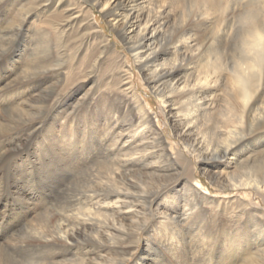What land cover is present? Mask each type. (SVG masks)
<instances>
[{
    "label": "bare ground",
    "instance_id": "1",
    "mask_svg": "<svg viewBox=\"0 0 264 264\" xmlns=\"http://www.w3.org/2000/svg\"><path fill=\"white\" fill-rule=\"evenodd\" d=\"M91 1L110 19L146 73L185 162L180 169L170 156L163 134L135 92V74L125 69L124 58L117 67L108 63L107 87L115 81L126 100L121 107L105 106L102 130L70 133L69 139L48 140L33 150L31 125L54 98V92L40 90L50 78L47 74L70 78L78 64L71 63L75 57L69 53L82 52L90 37L79 36L84 26L77 27L80 11L67 0H55L45 24L51 25L56 42H45L52 33L39 27L34 40L27 41L26 34L21 38L23 33L37 23L31 21L32 12H48L50 0H0V25L5 17H14L8 27L0 26V264H127L142 232L154 236L161 250L150 242L148 253L133 264H264V206L210 198L208 189L199 190L197 169L188 166L189 159H196L203 176L217 189H256L264 194V160L257 174H235L264 157V0ZM95 14L94 10L93 18ZM15 21L20 22L18 27ZM17 39V52L38 41L43 42V51L37 47L28 56L16 54L11 42ZM241 40L250 57L240 55ZM107 47L101 48L90 72L99 68ZM9 50L13 52L4 55ZM26 57L30 58L26 76L5 83L7 69ZM69 63L73 65L64 69ZM62 117L60 113L56 119ZM17 166L31 179L47 168L65 173L58 176L50 198L34 207L56 200L57 210L7 242L8 235L35 212L29 206L31 198L24 195L18 200L29 210L15 226L2 211L14 193L16 183L8 175ZM184 174L187 178L172 187V180ZM206 213L216 218L222 213L237 225L247 222L246 236L209 241L200 224L193 222ZM152 217L160 222L159 228H150ZM150 252L154 256H148ZM23 253L31 256L25 260L30 263L17 260Z\"/></svg>",
    "mask_w": 264,
    "mask_h": 264
},
{
    "label": "rangeland",
    "instance_id": "2",
    "mask_svg": "<svg viewBox=\"0 0 264 264\" xmlns=\"http://www.w3.org/2000/svg\"><path fill=\"white\" fill-rule=\"evenodd\" d=\"M53 1L55 0H50L49 3L51 4ZM67 1L68 6L77 10V12L80 11L79 14L81 15V21L77 24V27L81 23L84 26L81 28V30H79V36L84 37L88 35L90 37V42L86 44L85 48H80V50H83L82 52H74L73 54L69 53L71 59L72 57H75V62L71 63L78 64V66L75 68L74 74L72 76L70 75V78H68L67 75V77L65 76L61 80L60 78H55L54 76L52 78L51 73L47 74V77L50 78H48L49 80L46 78V82L41 86L40 90L44 93H46L47 90L49 92H54V98L51 104L47 107V111L43 115H40L38 119L31 125L34 129L32 132L35 135V139L32 144V149L36 150L39 147L42 148L43 146H45L44 142L48 143V140L49 142L53 140L58 142L61 138L64 137L66 139H69L70 133L71 135L78 134V136H80L84 135L82 133H86V129L91 130L93 132L101 131L103 127L102 120L104 119L103 114L105 106L109 104L116 105V107H121L120 104L122 100H126V98L123 97V95L120 94L117 90L115 81L109 84V88L107 87V83L109 82V78L111 76V71L107 68V66H109L108 63L112 62L115 65L114 67H117L121 64L120 60L124 58L123 61L125 63V69L134 71L135 74V77L133 79V86L135 88V92L141 98L144 108L153 118V121L155 123V129L157 128L163 134L164 140L169 147L168 152L170 156L175 161V164L181 169V167H183L181 163H183V161L185 162V156L181 147L179 146V140L177 138L176 133L174 132L172 124L170 123L167 115H165L160 99L149 87L145 77L146 73L140 69L133 54L128 50L126 43L122 40L118 32L114 30L110 19L105 17L104 13L100 10L99 7H94L91 0ZM49 3L46 6V10L48 12H32L31 21L37 22V26L35 25V27H33V29L29 32L26 31L27 33L24 31L25 33H23V36L21 38H24L26 34L25 39H27V41H33L34 32H36L35 30L38 27L51 31V25H49L48 27L45 24V20H49V15L51 14V11L53 10L55 5H50ZM94 10L96 13L95 18H93L94 16L92 15V12ZM56 13L57 12H54V14ZM89 14H91L92 17ZM4 17L5 16L3 15L2 18ZM13 19L14 17L12 16L5 17L1 21L0 26H2L3 29L6 26L8 27L10 24H12ZM87 19L91 20V25L87 22ZM18 24H20V22L15 21L14 27H18ZM75 29L74 31H72V36L76 34ZM51 33L53 37L46 40L44 39L45 42H56V40L54 39V32L51 31ZM19 41L20 39L15 40L14 43L11 42V44H14L12 48H14L13 50L16 49L15 52H17L20 46L18 43ZM105 45L108 46V51L104 54V57L101 60V65L93 73L90 72V66L92 67V64L100 54L101 48ZM237 45V49L239 50L240 55L250 57L251 54L245 49V40H241L240 42H238ZM43 46V42L38 41L37 43H32L27 46H24L23 49L21 51H18L16 54L22 53L28 56V54H30L33 48L38 47L39 51H43ZM13 50L11 51L13 52ZM11 51L9 50L5 52L4 55L8 56V52ZM262 58H264V54L262 55ZM29 59L30 58L20 59L14 65L13 69L8 68V72L4 73V75L8 77V81H6L5 83H9L14 80L16 81L21 77L26 76V74L28 73L27 65ZM71 63H69V65H66L64 69H69L73 65ZM37 72L40 73L41 70H38ZM8 73L9 75H7ZM30 73H36V71H32ZM73 77L74 80L71 79ZM87 79L90 80L92 83L89 84V81H86ZM220 99H222V97H220ZM73 109H75V111H73ZM60 113H63V117L56 119V116ZM67 116L68 119L66 120L65 118ZM215 118H218L217 115L215 116ZM36 129L37 131L34 132ZM92 153L93 152H90L89 154L87 153V156L91 157L90 155ZM26 155L27 154H25L24 157ZM32 155L33 154H30V156ZM18 156H23V154ZM262 160H264L263 156L258 157V162H260L258 165H250L244 169L235 170V174H238L240 176L257 174L260 165L263 163ZM188 166L191 171L197 169L195 179L201 182L199 190L201 191L203 189H208V191L211 193L210 198L220 199L225 202H233L236 199L246 200L247 202L252 201L254 203L260 202L264 206V194L258 192L256 189L240 188L238 190H233L232 187L217 189V187H215L211 182H209V179L207 177L203 176L202 172L199 170L200 166L198 165L196 159H189ZM16 172L19 173V176H14ZM10 173L11 174L8 176L16 184L13 185L14 193L12 194V197L9 200L10 204L8 208L2 209V211L6 210L5 213H3L7 216V219L10 220V225L15 226L19 219L23 218L22 215L28 209V207L23 206L24 204H22L18 200L19 196L24 195L27 198L30 197L31 199L29 201V206H32L31 211L35 212L32 214L30 213L31 216H29L26 222L17 229V232L12 231L8 235V238L6 240L7 242H10L13 238L17 237L20 232L26 229L27 225L31 226L35 224L37 222V219L41 216L47 214V216H49L51 213L57 210V207H55L56 200L51 201V204L48 203L47 206L43 208H41L40 206L37 208L34 207L37 206L39 203L44 202L43 198H50L52 191L56 190V183L60 182L58 181V176L61 173H65V170L63 171L62 169L56 170L53 168H47L46 171H44L42 169L38 172V174L35 175L34 179L23 175V167L17 166L15 170H11ZM187 175L184 174L183 176H180L178 180L174 178V180H172L171 186L176 187V185L179 184L182 179L184 180L187 178ZM198 181L195 180V183H197ZM0 188H3V180L0 183ZM31 202L34 203L32 204ZM2 215L3 214L0 213V218ZM47 216H45L44 219H46ZM193 222H195L196 224H200V226L203 228L202 230L204 232L205 237L211 242H214L217 236L223 238L227 237L228 239H238L244 237L246 236L245 229H248L250 226L245 221L243 224L241 222L237 225L234 221L226 219L224 217V214L222 213L218 216V218L213 217L212 213H206L203 218H196L193 220ZM160 225V222L155 223V219L152 217L150 221V228L153 229L156 226L157 228H159ZM157 234L158 232H156L155 235ZM135 241L138 242V249H135V254L133 258L127 264H133L135 260H138L139 258L145 256L148 253L147 245L150 242H152L151 246L153 248H155L156 250H161L158 245L159 242L154 239V236L152 238L146 237V232L140 233L135 239ZM19 256L20 258H17L19 262H29L25 260L31 257L24 253L20 254ZM148 256H154V254L150 252Z\"/></svg>",
    "mask_w": 264,
    "mask_h": 264
}]
</instances>
